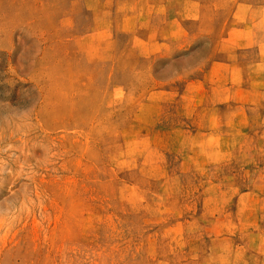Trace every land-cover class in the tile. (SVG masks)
I'll return each instance as SVG.
<instances>
[{"label":"rangeland","instance_id":"1","mask_svg":"<svg viewBox=\"0 0 264 264\" xmlns=\"http://www.w3.org/2000/svg\"><path fill=\"white\" fill-rule=\"evenodd\" d=\"M0 264H264V0H0Z\"/></svg>","mask_w":264,"mask_h":264}]
</instances>
